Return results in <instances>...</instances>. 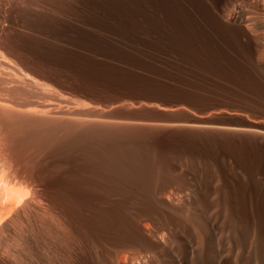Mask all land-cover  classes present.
Instances as JSON below:
<instances>
[{
    "label": "rangeland",
    "instance_id": "1",
    "mask_svg": "<svg viewBox=\"0 0 264 264\" xmlns=\"http://www.w3.org/2000/svg\"><path fill=\"white\" fill-rule=\"evenodd\" d=\"M0 206V264H264V0H0Z\"/></svg>",
    "mask_w": 264,
    "mask_h": 264
},
{
    "label": "bare ground",
    "instance_id": "2",
    "mask_svg": "<svg viewBox=\"0 0 264 264\" xmlns=\"http://www.w3.org/2000/svg\"><path fill=\"white\" fill-rule=\"evenodd\" d=\"M237 37V36H236ZM9 116V115H8ZM10 118V117H9ZM91 134V133H90ZM89 135V134H88ZM9 190V189H8ZM11 203V202H10ZM12 205V204H11ZM1 207V206H0ZM10 208V207H9ZM8 209V208H7ZM7 212H8V210H7ZM9 212H10V209H9ZM9 212L7 213V214H9ZM1 213V212H0ZM3 215V214H2ZM6 215V214H5ZM5 217V216H4ZM2 219H5V218H2ZM1 222H3V220H1ZM0 222V223H1ZM4 226V225H3ZM0 229H1V225H0ZM7 229V228H6ZM16 232V231H15ZM127 255V254H126ZM126 257V256H125ZM124 258V257H123ZM122 258V259H123ZM127 259V258H126Z\"/></svg>",
    "mask_w": 264,
    "mask_h": 264
}]
</instances>
